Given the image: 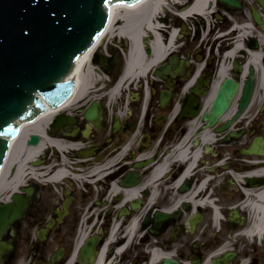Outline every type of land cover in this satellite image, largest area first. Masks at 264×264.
Listing matches in <instances>:
<instances>
[{"label": "flooded vegetation", "instance_id": "1", "mask_svg": "<svg viewBox=\"0 0 264 264\" xmlns=\"http://www.w3.org/2000/svg\"><path fill=\"white\" fill-rule=\"evenodd\" d=\"M191 3L192 0H181L176 7L183 10ZM169 19L171 25L182 24L178 17ZM197 35H185V43L170 53L184 58L179 72L168 73L164 79L146 80L150 97L143 114L140 80L122 92L111 110L106 98L100 99L101 124H91L88 138L84 134L89 121L82 112L87 100L67 110L78 125L76 137L84 141L80 148L94 150L90 159L76 162L75 167L92 178L79 188L70 181L61 183L58 193L49 191V186L28 181L27 186L34 188L32 195L20 191L29 198L26 215L14 222L15 247L5 252L0 264H48L56 254L60 257L53 264H90L84 257L80 260L78 253L71 257L76 243L81 248L96 234L104 242L115 222L125 229L134 218L140 231L138 242L129 244L122 240L126 244L122 254L116 253L118 246L109 244L100 255L99 241L91 264H163L165 260L173 261L171 264H207L209 255L224 257L227 253L232 254L228 264H264V198L256 190L264 186V174L259 170L264 162L251 164L242 160L243 149L256 136H264V79L256 76L250 106L221 134L218 128L234 119L238 105L229 118L214 127L216 142L207 145L202 141L204 131L197 133L205 123L203 113L197 118L181 114L187 94L194 95L190 87L197 77L191 82L190 79L196 61L204 57L203 43H197ZM213 69L215 63L207 67L206 62L205 77L207 70ZM243 86L244 80L239 89ZM131 88L139 91L134 100ZM163 92L168 93L164 105L160 99ZM47 132L52 134L49 128ZM72 132L73 129L69 133ZM231 132L235 138L227 141ZM64 134L60 137L67 136ZM147 149L153 150L152 155L142 156ZM72 155L78 156L76 150ZM104 166L108 169L101 173ZM230 169L255 174L242 177L241 188L227 173ZM91 170L98 173L94 175ZM256 170L263 175L255 176ZM132 172L139 183L131 198L125 199L128 188L123 182ZM114 186L119 190L113 192ZM4 201L2 197L0 203ZM133 202L139 203L138 209ZM212 204L218 206L215 213ZM123 207L129 212L120 216ZM160 213L164 216L158 219ZM41 228L42 238L37 235ZM79 231L82 237L78 236ZM3 238L12 237L7 233Z\"/></svg>", "mask_w": 264, "mask_h": 264}, {"label": "water", "instance_id": "2", "mask_svg": "<svg viewBox=\"0 0 264 264\" xmlns=\"http://www.w3.org/2000/svg\"><path fill=\"white\" fill-rule=\"evenodd\" d=\"M117 1L133 4L139 0H0V169L11 140L17 136L21 125L34 121L48 107L59 106L71 95L75 87L77 63L105 29L110 6ZM145 1L135 7L115 6L113 20L118 8L137 9ZM219 2L229 8H242L239 0ZM258 2L264 7V0ZM253 16L259 24H263L258 9L254 8ZM95 61L103 63L99 55ZM86 65L87 61L81 60L77 70L78 86ZM253 76L252 69L241 100V111L251 98ZM208 83V80L201 82L194 89L204 95ZM238 86V82L231 77L224 80L211 109L204 113L207 126L215 124L229 108ZM199 106V101H196L190 107L187 105L186 109L192 108L193 111L195 108L198 111ZM98 113L99 103L94 102L87 110L86 117L94 121ZM72 120L61 114L51 126L58 130ZM39 139L38 134H31L28 143L37 144ZM258 145L262 147L263 141L257 139L247 152L256 151ZM126 183L132 185L135 180L127 178ZM13 197L18 199L17 194ZM24 207L25 204L21 203L14 207L9 204L0 206V237L7 226L23 214ZM96 239L93 237L83 246L80 254L84 258H93ZM5 246L6 243L0 241V254ZM215 264L225 263L216 259Z\"/></svg>", "mask_w": 264, "mask_h": 264}, {"label": "bare ground", "instance_id": "3", "mask_svg": "<svg viewBox=\"0 0 264 264\" xmlns=\"http://www.w3.org/2000/svg\"><path fill=\"white\" fill-rule=\"evenodd\" d=\"M214 2V0H196L194 5L185 12H183V16L188 17L193 13L201 12L204 14L209 15L211 12V6L208 5V3ZM207 3V6H206ZM166 0H146L139 8L133 9V10H126L123 8H118L114 15L113 24L107 34L111 35H119V36H126L132 40L130 49H129V60L128 64L125 70V73L123 74L122 78L120 79L119 83L117 84L118 88L122 85L129 84L133 80H135L137 77L145 76L147 75L150 70L159 64L161 61L165 59L167 56L168 51L171 49L172 46V39L169 40L168 43H165V38L162 39V36L160 35V31L162 30V26L164 23H160V21H157L158 13L160 12V9L165 6ZM254 26L250 23L244 24V27H241V30L243 32L239 34V36L234 37V45L231 49H229L226 53V58L224 60V64L221 66L219 73L217 75V79L213 83L212 90L210 94L207 96V101L205 104V107L208 109L211 102L213 101L219 84L221 80L229 75V71L231 69L230 63L228 61L232 58H235V55L237 54L239 48L241 45H239V40L242 41L248 31L246 28ZM255 29V28H254ZM145 30H149L150 32L154 33V36L151 35L152 40L149 43V47L151 48V53H149V57L146 55L145 48L143 49V43L142 38L145 37ZM260 35L263 37L264 35L260 32ZM164 37V36H163ZM226 41V40H225ZM256 53H252L250 55V64H256L258 61V58L255 57ZM87 65L85 66L86 69ZM84 69V70H85ZM248 69V68H246ZM95 79V75L93 71L90 70V72H85L82 74L78 91L73 98V100L69 103L68 106H71V104L76 103L79 99L84 97L85 92L87 91L88 87L92 83V81ZM118 90V89H117ZM115 91L113 94H117L118 91ZM236 108V102L233 103L232 108L230 111L222 118L224 120L225 118H229L232 113L235 111ZM52 116V112L46 115H43L38 121L32 124H27L23 127V130L21 132V135L19 138L13 143L12 150L10 152L8 161L5 165V168L3 172L0 175V188L3 191L12 190L16 187L17 183H21L24 181L25 176H28L29 174H32V177H35L36 179H39L40 181H59L63 178L73 177L77 179V174L72 176V173L69 169H57L51 170L46 167L45 169L41 170L40 172H37V168L31 169V171H28L30 167H27V162L34 160L36 157H38L42 152L50 145L57 147L60 150H67V148H76L77 145L74 143H67L60 139H54L49 137L45 133V127L49 123ZM40 133L43 136V139L41 143L38 146H27L26 145V138L31 133ZM212 129H207V143H210L213 141L215 134H213ZM14 166L16 168V172L12 179H9L7 177V174L11 167ZM108 169V167L104 166V168L100 169V172L103 173ZM259 170L264 172V167L259 168ZM92 174L94 172V175L98 173V171L95 172V170L91 171ZM99 172V173H100ZM235 175L240 176V174L235 173ZM260 174V173H257ZM119 190L117 186H114L112 191ZM256 190L260 191L259 196L264 198V186L260 188H256ZM133 190L127 191V196L131 197L133 195ZM133 223L137 224V220L134 219L130 226L133 225ZM134 225L132 226V229H134ZM114 232H118V226H114ZM115 234L113 235V237Z\"/></svg>", "mask_w": 264, "mask_h": 264}, {"label": "rangeland", "instance_id": "4", "mask_svg": "<svg viewBox=\"0 0 264 264\" xmlns=\"http://www.w3.org/2000/svg\"><path fill=\"white\" fill-rule=\"evenodd\" d=\"M168 1V7H172V8H174L175 9V6L173 5V2L175 1V0H167ZM247 19V17L244 15V14H240V15H238V17H237V20L238 21H241V22H243L244 20H246ZM216 21V20H215ZM230 25V23H229V21L228 20H218L217 22H216V29H213L212 30V32H211V35H210V41H215L216 42V44H218L219 46H220V48H221V46L223 45V51H224V48H227V46H226V43L225 42H230V41H232L233 39H234V35H237L239 32H243V30H241V29H238L237 31H235L234 33H233V36L232 37H230L228 34H225L224 35V37L222 38V37H219V39H216L217 37L215 36V34L216 33H218V31L219 30H221L220 32H221V34L223 33V32H226V30L227 29H229V26ZM219 29V30H218ZM218 30V31H217ZM203 33H207V30L205 29L204 31H203ZM209 38H208V40H209ZM220 38H222L221 40H220ZM207 39V37L205 38V40ZM262 40L259 42V44L262 46V48H261V50H262V54H263V61H264V38H261ZM226 40V41H225ZM219 43H222V45L221 44H219ZM247 48H248V46H246ZM221 52H222V49H221ZM220 53V52H219ZM221 55V54H220ZM247 55H248V53L246 52L245 53V56L244 55H242L241 56V58H240V60H242V57H244V60L245 59H248L247 58ZM149 57V56H148ZM237 58H239V56L237 57ZM231 61H232V59H231ZM264 63V62H263ZM121 68H119V69H117L116 70V72L114 73V74H112V76H113V79L115 80L117 77H118V75L120 74V72H121ZM257 101H259V100H257ZM255 110V109H254ZM253 113V115H254V113H255V111H253L252 112ZM44 153V152H43ZM47 159H48V163H46V164H44L42 167H40V168H38V170H43V169H45L46 167H52L53 165L55 166V165H58L59 163H62L63 162V159H65L66 160V165H68V164H72L74 161H75V159H74V157L73 156H71V152L70 151H67L66 153L64 152V156H63V154L61 153V152H59V157L57 156V154L56 153H54V154H52L51 156H49V157H47ZM32 166H33V163L31 162V161H28L27 162V167H30L29 168V170L28 171H31V169H32ZM14 170H15V167L13 166V167H11V169L9 170V172H8V174H7V177H6V179L8 178V179H10L11 177H13V175H14ZM86 173V172H85ZM85 176H87V175H85ZM65 181V180H64ZM85 182V180H81L80 182L79 181H75V185L76 186H79V185H82L83 183ZM60 184L61 183H58V185H57V183H55V185H56V187L55 188H49L48 190L49 191H52V192H55V193H58V192H60L61 190H62V188H61V186H60ZM5 193L6 192H3V190L0 188V196H4L5 195ZM120 231H118V233H119ZM118 233H117V235H118ZM119 236V235H118ZM117 236V237H118Z\"/></svg>", "mask_w": 264, "mask_h": 264}]
</instances>
